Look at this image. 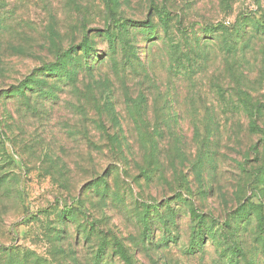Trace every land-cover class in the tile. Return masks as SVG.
Segmentation results:
<instances>
[{"label": "rangeland", "instance_id": "obj_1", "mask_svg": "<svg viewBox=\"0 0 264 264\" xmlns=\"http://www.w3.org/2000/svg\"><path fill=\"white\" fill-rule=\"evenodd\" d=\"M117 17L146 22L126 33L133 67L105 57ZM217 23L243 30L230 51ZM261 23L264 0H0V264H126L119 247L131 264H264ZM82 42L92 72L42 69Z\"/></svg>", "mask_w": 264, "mask_h": 264}, {"label": "trees", "instance_id": "obj_2", "mask_svg": "<svg viewBox=\"0 0 264 264\" xmlns=\"http://www.w3.org/2000/svg\"><path fill=\"white\" fill-rule=\"evenodd\" d=\"M153 10L157 12L158 14V19L160 21L159 27L162 31H166V27L168 25L167 21L170 19L169 13L164 12V10L158 8L157 6H152ZM140 25L146 27V22H137V21H132L129 20V18L125 17H117V18H112L111 22L107 23L106 28L103 30V34L101 36V41H104L106 44V51L105 57L107 58L108 61L112 63L121 64L124 63L123 65H128L130 67H133L135 65H138L140 63V58L136 55L133 54V56L127 55V50L134 48V46L130 47V40L126 36V33H129V31L132 29V27H140ZM155 29V33H153V29ZM149 27V36H155L157 32L159 31L158 29L156 30V26H151ZM205 31L210 32L211 35H216L218 39H221V43L224 45L225 50L230 51L231 46L228 43V40L230 37L236 35L241 37V34L243 32H240L239 29H232V28H227L222 25V23H217L214 25H208L203 28ZM254 29H261V31H264V24H256L254 26ZM141 35H144L146 32L145 30L140 29ZM137 31V33H139ZM136 33V32H135ZM140 35V33H139ZM156 40V39H155ZM220 42V41H218ZM73 50H65L61 53L58 54V57L54 63H46L42 66V69L47 70L49 73L54 75V77H60V79L65 80V81H71L74 82L77 80V76L79 73H90L96 67H98L99 64L96 63V55L98 53L94 52L92 49V46L88 44L87 42H82L80 44V48L77 49L76 47L72 48ZM119 49V52H116V50ZM112 50V51H111ZM79 51V52H78ZM120 56H118V54ZM169 60H170V68L169 71L172 73V76H176L178 78H183L185 80L190 79V72L194 71V63L190 62V55L188 54H177L176 50H172L169 54ZM119 57V58H118ZM126 61V62H122ZM168 60V61H169ZM118 67V66H116ZM119 71V69L117 70ZM35 78L32 77L31 82L35 84V89L34 92L37 93L40 89V91H43L44 89L41 88L40 86V81L38 80L39 84L37 81L34 80ZM40 86V88H39ZM19 92V95L24 94V90L22 87H19L17 89ZM45 93L44 95L47 98H53L56 97L54 94V91L52 88L49 87V90L43 92ZM97 96V94H95ZM99 97H101L99 95ZM139 95L133 97L129 95V100L130 104H136L137 112L140 110V102L138 101ZM243 109H245L247 112L253 111L254 107L252 104H247L242 106ZM241 107V108H242ZM252 107V109H251ZM251 125H254V120L252 119L250 121ZM193 214H191L192 217H197L196 211L192 210ZM199 217V215H198ZM264 226V221L260 223V227L263 228ZM119 253L124 259L126 264H131L129 259L126 257L125 253L121 248L119 247Z\"/></svg>", "mask_w": 264, "mask_h": 264}]
</instances>
